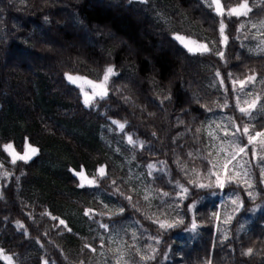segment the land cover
I'll use <instances>...</instances> for the list:
<instances>
[{
    "label": "trees",
    "instance_id": "obj_1",
    "mask_svg": "<svg viewBox=\"0 0 264 264\" xmlns=\"http://www.w3.org/2000/svg\"><path fill=\"white\" fill-rule=\"evenodd\" d=\"M241 4L246 15L229 14ZM219 5L216 12L202 0H0V264H94L109 232L125 225L152 257L141 264H264L262 159L247 139L264 129V112L240 102L264 78V54L246 51L241 25L264 18V1ZM175 34L208 51H187ZM109 66L106 95L88 105L65 79L98 81ZM217 113L239 129L255 197L214 170L203 125ZM7 145L38 151L13 163ZM112 145L139 166L157 208L176 209L180 222L147 213ZM81 172L96 183L81 186ZM231 192L238 210L222 237L217 202Z\"/></svg>",
    "mask_w": 264,
    "mask_h": 264
},
{
    "label": "rangeland",
    "instance_id": "obj_2",
    "mask_svg": "<svg viewBox=\"0 0 264 264\" xmlns=\"http://www.w3.org/2000/svg\"><path fill=\"white\" fill-rule=\"evenodd\" d=\"M202 2L206 6L214 8L216 12L221 10L220 5L218 8L214 0H202ZM238 9H240V7ZM240 10L246 11L247 8ZM155 16L159 20L165 22L167 27L171 28L169 22L163 18V15L160 12L156 11ZM241 25L246 51L252 55L264 54V18L259 21H244ZM178 36L183 37V40L177 39ZM174 38L191 53L206 52L200 47L201 45L207 46L205 43L176 34L174 35ZM211 45L213 44L211 43ZM126 50L131 53L135 52L134 48L130 50L128 47ZM80 78L81 79H78L75 84L70 82L67 79V76L65 79L68 83L79 89L82 101L85 105H88L96 98L100 99L105 96L103 95L101 97L100 93L106 92V84L103 88L93 87L87 83L90 79L85 77ZM102 79L103 76L98 81H91L99 83ZM86 99L88 100L87 104L85 103ZM240 102L245 106L253 107L257 111L264 112V78L257 80L254 86L240 94ZM253 102L254 106H252ZM105 129L109 134L114 132L111 127H106ZM203 131L206 139V148L210 154L215 172L219 174L221 178L226 177L227 180H238L244 185L249 194L252 197H255L253 182L248 167V160L246 159V154L244 155L245 147L241 144L240 133L232 118L224 113L211 115L206 118L203 125ZM226 132L227 135L225 134ZM259 132L264 133V129ZM256 133L252 136L256 137ZM102 138L105 139L103 134ZM116 139L118 140V137H116ZM247 139L249 140V138ZM261 140H264V136L256 137L251 143L256 145L255 153L261 157V168L264 170V145L260 143ZM123 146L126 147V144H123ZM112 147L121 158L120 166L124 168L126 172V182L141 195L146 203L147 213L152 216L163 217L171 222H180L181 217L177 214L178 211L176 209L164 212L157 208L156 196L151 187L146 183L139 166L133 162L132 157L121 152L116 145H112ZM30 148L34 147L26 145L21 153H18L13 149L6 150V148H4V150L11 159H13V153L24 155L26 151L31 158L33 154L31 153ZM241 148H243L244 151H240ZM224 165H227V168H225ZM262 173L264 174V171H262ZM77 177L80 184H89L88 177L85 176L86 179H82L78 174ZM98 199L103 202L104 207L108 209L111 207L107 200H101V198ZM237 210V195L233 192L219 195L217 212L215 215V228L222 237L225 236L228 222ZM106 240L105 245L98 250L94 264H141V257L144 255L141 254L138 242L136 241L135 230L130 226L125 225L113 228L107 235Z\"/></svg>",
    "mask_w": 264,
    "mask_h": 264
},
{
    "label": "snow or ice",
    "instance_id": "obj_3",
    "mask_svg": "<svg viewBox=\"0 0 264 264\" xmlns=\"http://www.w3.org/2000/svg\"><path fill=\"white\" fill-rule=\"evenodd\" d=\"M214 2L217 4V6H218V8H219V0H214ZM246 8H247V5H246V4H241V5H240V9H246ZM240 9H236V8L231 9L230 12H229V14H230V15H231V14H235V15H246V14H247L246 11H241ZM220 30H221V34L223 35V32H224V24H223V23H221V28H220ZM177 39L183 40V37H179V36H178ZM226 39H227V37H225V40H226ZM200 47H201L204 51H208L207 46H205V45H201ZM190 50H191V49H190ZM112 74H114V69H113L111 66H109L108 68L105 69V72H104V75H103V79H102V81H100L99 83H94L93 81L89 80V81H87V83L90 84V85H92L93 87H100V88H103L104 85H105V84L107 83V81L109 80L110 75H112ZM66 76H67V79H68L70 82L74 83V84L76 83V81H77L78 79H81L80 77H74V76H72V75H68V74H66ZM254 79H255L254 76L248 78L249 81L254 80ZM239 83H240L241 86H243L244 83H245V81H239ZM100 95H101V97H102L103 95H106V92H102V93H100ZM85 103H86V104L88 103V100H87V99L85 100ZM252 106H254V102H253V105H252ZM240 110H241V112H246V109H244V108H241ZM113 123H118V122L113 121ZM119 127H120L121 129H123V128H124V124H119ZM237 130L239 131V129H237ZM243 131H244L245 134L248 133V129H247V128H244ZM225 134L227 135V132H226ZM261 136H264V133H260V132L256 133V137H261ZM256 137H253V136L250 135V136H249V142H252ZM128 139H129V142H130V143H134V142L132 141V138H131V137H129ZM260 143H261L262 145H264V140H261ZM5 148H6V150H10V149H12V145H7V146H5ZM30 151H31V153L34 155L38 150L35 149V148H30ZM240 151H244V149L241 148ZM16 159L27 160V159H30V156L28 155L27 151L25 152L24 155H18V154L13 153V161H12V162L15 163V162H16ZM149 167H152V166L150 165ZM224 167L227 168V165H224ZM262 171H264V170H262ZM99 173H100L101 176H103V175L105 174V173H104V168H100V169H99ZM78 175H79L82 179H86L85 176H84V173H83V172L79 173ZM88 183H89V184H95L96 181H95V179H93V180H88ZM81 186H83V184H81ZM200 186L203 187L204 185H200ZM221 186H223V185H221ZM185 191H187V189H185ZM129 199H131V198L129 197ZM86 214H87V213H86ZM61 223H63V221H61ZM168 226L171 227L172 225H168ZM161 227H164V224H161ZM193 227H195V225H193ZM93 251H94V249H93ZM250 251H251V250H249V252H250ZM141 258H142V259H151L152 257H141Z\"/></svg>",
    "mask_w": 264,
    "mask_h": 264
}]
</instances>
